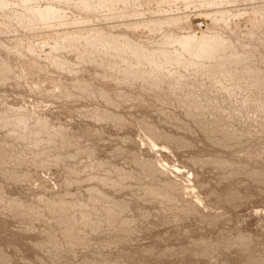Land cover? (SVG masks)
<instances>
[{"label": "rangeland", "instance_id": "rangeland-1", "mask_svg": "<svg viewBox=\"0 0 264 264\" xmlns=\"http://www.w3.org/2000/svg\"><path fill=\"white\" fill-rule=\"evenodd\" d=\"M167 1L164 5L168 10L167 15L180 18L182 24L178 22V27L165 28L166 32L172 29L177 35L187 34L185 32H202L205 35L215 33L228 42L231 40V49L228 51L240 56L243 62L246 61L242 65H234L235 68L231 66L232 74L242 72L237 74L233 82L222 79L221 87L196 69L198 66L192 68L195 71L187 67L186 71L190 72L186 73L183 66L178 65L176 68L172 65L173 68L167 64V70L171 74L177 73L179 79H184H180L182 84H185V87L180 84V90L171 93L170 85H165L166 88L161 91L157 90V87L150 84L151 80L147 82L146 77H140L143 75L136 81L123 82L121 75L112 70L119 68L113 65L104 68V72L94 64H80L68 58L65 68L54 67L55 60L50 61L48 58L52 59L57 54L55 52H58L56 56L60 58L64 55H61V50L54 52L48 46L51 41L58 39L47 37L45 33L48 32L43 34L42 27L32 18L30 11H26L25 3L20 0H0L5 5L0 10V264H264V89H261L263 92L253 89L254 86L247 82L249 78L243 70V67L249 66L251 69L253 66L252 69L258 68L256 70L260 71L259 76L264 75V25L261 32L251 35L253 37L248 36L251 25L249 17H253L251 14H254V18L258 14V17L264 19V0H217V6H213L214 12H204L209 14L204 20H199L200 11L193 5L186 6L183 0ZM51 2L30 0L28 8H39L47 4L55 8L57 5H50ZM148 7L150 9V5L145 6L147 11ZM56 8L62 10L69 20L78 18V10L66 7L63 10L59 6ZM235 16H239L238 20ZM230 17H233V21ZM246 18H249V24H245ZM243 26L246 30L242 29ZM55 29L59 30L58 27ZM130 31L124 30V33L145 50L154 51L161 47L164 33L161 36L146 31L141 33L140 28L136 32ZM19 41L22 43L20 46L28 43L41 45L34 49L36 51L32 55L37 61L29 56L32 62H28L30 59L25 57L26 53L22 55L25 49L14 50ZM173 47L170 49L173 50ZM47 49L52 54L44 58L42 53H46ZM116 64L123 67L122 63ZM242 74L241 80L239 76L241 78ZM231 85L239 88L233 89L235 94L224 91L225 87L232 88ZM188 87L196 92L190 91ZM227 92L232 94L231 97L229 94L230 99ZM209 105L212 106L209 108ZM19 121L23 123L19 124ZM212 136H215L214 139ZM225 143L230 144L229 149L223 148L225 145L227 147ZM210 158L227 161L231 167L224 170L222 167H214V164L207 163ZM156 169L158 177L154 173ZM160 169L167 172L166 178ZM149 172L153 173L150 175ZM105 176L118 181L120 177L123 184L131 187V191L124 193L128 194V198L131 197L129 199L123 193L116 194L109 190L114 201L111 200L116 202L119 199L123 208L115 206L111 200L108 202L104 199L96 203L89 200L91 198L87 192L95 184L101 185L99 179ZM27 177L29 179L25 181ZM95 178V181L92 180ZM165 182L171 186L177 185L173 190L169 186L166 188L165 184L163 187L168 191L164 193L161 186ZM66 185H69L71 194H76L74 197L68 193ZM155 186H158L157 189ZM179 188L185 190V193ZM149 189L150 192L146 194L145 191ZM155 189L159 191L154 192ZM139 192L140 196L137 195ZM161 194L162 198H158L157 195ZM63 196L67 201L72 200V203L70 200L68 203ZM75 197L80 205L74 204ZM53 199L56 202L63 201V204L65 200L64 205L61 202L59 204H73L75 208L72 210L70 207L64 211L65 214L62 211L58 215L59 211L55 208L61 204L57 205ZM50 204L55 206L51 208L53 213H57L55 218H52L55 214H52ZM93 205L95 209H92ZM76 206L85 207L86 215L91 211L88 214L90 217L85 216L82 207L80 211L84 216H81ZM68 211L77 213L78 218L75 214V217L70 218L72 213ZM79 217L88 221L82 223L83 219ZM106 217L110 218L108 220L111 223ZM67 220H71V223ZM76 222L78 227L72 224ZM69 226L75 227V230L70 227L69 233ZM78 228L84 229V232ZM73 233L78 235L76 237L80 238L81 245L77 239L76 244L73 242ZM64 237L65 240L71 237V240L67 242ZM202 241L205 245H201Z\"/></svg>", "mask_w": 264, "mask_h": 264}, {"label": "bare ground", "instance_id": "bare-ground-1", "mask_svg": "<svg viewBox=\"0 0 264 264\" xmlns=\"http://www.w3.org/2000/svg\"><path fill=\"white\" fill-rule=\"evenodd\" d=\"M21 2H23V3H25L26 5H27V9H26V11H30L29 13L31 14V16H33L32 18H34L38 23H39V25L38 26H40V27H42V30H44V31H42L43 32V34H44V32H48V33H45V34H47L46 36L47 37H50V36H53V37H56V39H58L57 41H51L50 43L51 44H49V46H48V48L50 47L51 49H53L54 50V52L55 51H58V50H61L60 51V53H61V55L63 54L64 56H63V58H60V56H56L57 54H58V52H55V53H57L56 55H54V56H52L53 58L52 59H49L48 58V56H49V54L51 55L52 54V52L51 51H49V49H47L48 51L45 53V52H43L42 54H43V56H44V58L45 57H47L48 58V60H55L54 61V67H57V68H60V67H64L65 66V64L67 63V59L69 58H72V60L74 61L75 60V62L77 61V62H80V64L82 63V64H89V65H91L92 66V64H94L95 66H97V67H101L100 69L102 70H104V72H105V69L106 68H108V67H110L111 65H113V66H116V68H119L118 70H115V69H112L113 71H116V74H119V75H121L120 77H121V80L123 81V82H126V83H129V82H131V81H136V80H138V78H139V76L140 75H143V76H140V77H146V79H147V82H148V80H149V82H150V80H151V83L150 84H153L154 86H155V88L157 87V90H160L161 91V89L162 88H166L165 87V85H170V86H168L170 89H171V93H175L176 91H178V90H180L179 88V85L180 86H182V85H184V87H185V84H182V81L179 79V76L177 75V73H173V74H171V72H169L168 70H169V68H167L166 67V65L167 64H170L171 66L173 65V66H183V67H185V70L184 71H186L187 70V67H190V69L191 70H194V69H192V68H195L194 66H198V67H196V69H199L200 71H202V72H204L205 74V76L207 77V79L209 78V80L211 79H213V80H215L217 83H218V85L220 86L221 84H222V81L223 80H231V81H229V82H233L234 81V79L236 78V77H238L237 76V74L238 73H240L239 71L236 73V74H232V71L230 70L231 69V66H236V64H243L244 62H246V61H244L243 62V60L241 59V57L240 56H238V55H234L233 53H230L228 50H230L231 49V44H230V42H231V40L228 42V41H226L225 40V38H220V37H218V35H215V33L213 34V35H208L207 33H206V35L205 34H203L202 32H194V33H192V34H189L188 32H185L186 30H184V32L185 33H187V34H185V35H182V34H178L177 35V33H174L173 31H172V29H170L171 31L170 32H166V30H165V28H175V26L176 27H178L177 25H178V22H180V18H177V19H175V18H172V17H170L169 15H167V12H168V10H166V8H164V7H166V6H164L165 4H167L168 3V1L167 0H74V1H72V0H52V2L50 3V5H52V4H54L56 7H58L59 6V8H61V7H63V10H64V8L66 7V8H73L74 10H78V12H79V15H78V18H76V19H71V20H69L67 17H65V14L63 13V11L62 10H57V8L55 7H52V6H49V4H47V5H43L42 7H39V8H37V7H34V6H31V7H33L32 9H30L31 7H29L28 8V6H29V2H30V0H20ZM32 1V0H31ZM50 1V0H49ZM182 1V0H181ZM46 2H48V1H46ZM45 2V3H46ZM176 2V1H175ZM183 2H184V4L186 5V6H191V5H193V7L194 8H196L198 11H200V12H198V18H199V20H204L203 18H206L208 15H206V14H204V12L206 13V12H208L209 13V11H211V12H214L213 11V9H214V7H215V5L217 6V4H216V2H217V0H183ZM182 2V3H183ZM34 4V3H33ZM148 5H150V9H149V7L147 8L148 9V11L145 9V6L147 7ZM4 6L5 5H3V4H1L0 3V10H3V8H4ZM151 6H152V8H151ZM169 6V5H168ZM214 6V7H213ZM213 7V8H212ZM65 8V9H66ZM171 8V7H170ZM195 9V10H196ZM216 10V9H215ZM62 11V12H61ZM71 11V10H70ZM66 12V11H65ZM197 12V11H196ZM24 13V12H23ZM70 13V12H69ZM68 13V14H69ZM74 13V12H73ZM217 13V12H216ZM150 15H152V17L150 16ZM246 15V14H245ZM251 15H253V17L251 16V17H249V18H251V19H249L250 20V22L249 23H251V25L248 23V19L246 20L247 22H245V24H249V26H250V30H249V33L246 31V33H248V36L250 35H253V34H258L259 32H261V30L263 29V25H264V19H262L261 17H258V14H257V18H254V14H251ZM21 16V15H20ZM19 17V16H18ZM22 17V16H21ZM235 17H237V16H235ZM234 17V18H235ZM239 17V16H238ZM238 17H237V20H238ZM127 18H129V20L127 19ZM220 18V17H219ZM232 18L233 17H230V20H232ZM241 18V17H240ZM2 19V18H1ZM21 20H24L23 18H20ZM179 19V20H178ZM182 20H183V18H181ZM207 19V18H206ZM222 19V18H221ZM236 19V18H235ZM17 20V19H16ZM26 20V22H28V20L27 19H25ZM24 20V21H25ZM34 20V21H35ZM252 20V21H251ZM12 21V20H11ZM35 21V22H36ZM228 21H229V19H228ZM233 21V20H232ZM245 21V20H244ZM2 22V21H1ZM30 23L32 22V21H29ZM19 23L21 24V22L19 21ZM181 23V22H180ZM233 23V22H232ZM18 25L19 27L21 26V25ZM33 24V23H32ZM31 24V26H33ZM35 24V23H34ZM182 24V23H181ZM203 24H204V22H203ZM8 25V24H7ZM235 25H237V28H238V23L236 22L235 23ZM5 26V25H4ZM30 26V25H29ZM30 26V27H31ZM35 26V25H34ZM36 26H37V23H36ZM203 26H205V25H203ZM245 26V25H244ZM244 26H243V28L242 29H245L246 30V28H244ZM24 27V26H23ZM55 27H58L59 28V30L57 31L56 29H55ZM180 27V26H179ZM207 27V26H206ZM32 28V27H31ZM35 28V27H34ZM33 28V29H34ZM136 28V29H135ZM141 29V33L143 32H152L153 34H158L159 36H161V34H163L164 33V36H163V39H162V44H161V47L159 48L158 47V49H155L154 51H147V50H145L142 46H140V44L138 45V43H137V41L136 40H132L131 39V37H129L126 33H124V30L126 31V30H131V31H134V32H136L135 30H137V29ZM185 28V27H184ZM228 27H226L225 29H227ZM233 28V27H232ZM237 28H235V29H237ZM14 29V28H13ZM25 29V28H24ZM23 29V30H24ZM36 29V28H35ZM135 29V30H134ZM179 29V28H178ZM191 29V28H190ZM189 29V30H190ZM210 29H211V27H210ZM213 29V28H212ZM214 29H215V27H214ZM214 29H213V31H214ZM15 30V29H14ZM37 30V29H36ZM35 30V31H36ZM122 30H123V32H122ZM168 30V29H167ZM175 30V29H174ZM188 30V31H189ZM208 30V29H207ZM206 30V31H207ZM234 30V29H233ZM232 30V31H233ZM240 29H238V31H239ZM24 31H26V29L24 30ZM28 31H30V28L28 29ZM130 31V32H131ZM176 31V30H175ZM178 31H180V30H178ZM195 31V30H194ZM212 31V30H211ZM32 32V31H31ZM128 32V31H127ZM145 32V33H146ZM193 32V31H192ZM210 32V31H209ZM227 32H229V30H227ZM231 32V31H230ZM183 33V32H182ZM213 33V32H212ZM234 33H235V30H234ZM264 33V32H263ZM31 34V33H30ZM44 34V35H45ZM210 34V33H209ZM230 34V33H229ZM232 34V33H231ZM34 35V34H33ZM42 35V34H41ZM129 35L131 36V34L129 33ZM238 35V34H237ZM243 35V34H242ZM245 35V34H244ZM133 36V35H132ZM140 36H141V34H140ZM153 36V35H152ZM231 36V35H230ZM234 36V35H233ZM240 36H241V34H240ZM247 36V35H246ZM245 36V37H246ZM254 36V35H253ZM253 36H251V37H253ZM225 37V36H224ZM134 38V37H133ZM146 38V37H145ZM230 38V37H229ZM228 38V39H229ZM236 38V37H235ZM240 38V37H239ZM249 38V37H248ZM11 39V38H10ZM136 39H137V37H136ZM143 39V38H142ZM227 39V40H228ZM139 40V39H138ZM148 40V39H147ZM31 41V40H30ZM29 41V42H30ZM6 42V41H5ZM15 42V41H14ZM17 42V41H16ZM34 42H36V40L34 41ZM39 42V41H38ZM137 44H136V43ZM18 43V42H17ZM6 44V43H5ZM20 44H22V43H20V41H19V45L18 44H16L14 47V50L15 51H21V50H26V52H25V50H24V52L22 53V55H24L25 53V57L26 56H30L31 58H32V60H33V53L36 51V50H34V49H38V47H40L41 45L40 44H37V43H35L36 45H34V44H31V45H34V46H31V45H29V43L28 44H24L23 46L21 45L20 46ZM13 45H14V43H13ZM238 45H239V43H238ZM245 45V44H244ZM165 46V47H164ZM174 46V47H173ZM179 46V47H178ZM233 46V45H232ZM172 47H173V50H171L172 49ZM177 47V48H176ZM241 47V46H240ZM7 48H10V47H7ZM43 48V47H42ZM41 48V49H42ZM171 48V49H170ZM242 48H243V46H242ZM11 50V49H10ZM13 50V49H12ZM46 50V49H45ZM171 51H173V52H171ZM45 53V54H44ZM60 53H59V55H60ZM8 54V53H7ZM42 54H41V56H42ZM35 56V55H34ZM30 57H29V59H30ZM38 57V56H37ZM50 57V56H49ZM43 58V57H42ZM43 58V59H44ZM43 59H41V60H43ZM56 59H58L59 61L57 62V60ZM34 60H36L37 61V58L35 59L34 58ZM47 60V59H46ZM26 61H27V59H26ZM31 61V59L28 61V62H30ZM38 61H39V59H38ZM82 61V62H81ZM207 61V62H206ZM32 62V61H31ZM35 62V61H34ZM72 62V61H71ZM119 62V64L121 65V63L123 64L122 66V68H120V67H118L117 66V64L116 63H118ZM252 62V61H251ZM255 62V61H254ZM32 64V63H31ZM34 64V63H33ZM36 64V63H35ZM39 64H41V63H39ZM68 64V63H67ZM118 64V65H119ZM253 65L254 63H250V65ZM53 65V64H52ZM70 66V65H69ZM69 66H68V68H69ZM113 66H111V67H113ZM171 66H170V68H171ZM172 66V67H173ZM235 66H234V68H235ZM240 66V65H239ZM248 66V65H247ZM23 67V66H22ZM48 67V66H47ZM243 67V66H242ZM251 67V66H250ZM254 67H255V65H254ZM21 68V67H20ZM26 68V67H25ZM65 68V67H64ZM105 68V69H104ZM174 68V67H173ZM177 68V67H176ZM175 68V69H176ZM182 68V67H181ZM180 67H179V69L180 70H183V68L181 69ZM252 68H253V66H252ZM250 69L249 68V66L248 67H243V70L246 72V73H244V74H246L247 76H248V83H250V85H251V83H252V85L254 86V88L253 89H255V88H257V89H259V90H261V89H264V75L263 76H259V70H256V69H258V68H254V69ZM12 69V68H11ZM22 69V68H21ZM145 69V71H143V70ZM168 69V70H167ZM172 69V68H171ZM240 69H241V67H240ZM38 70V69H37ZM32 71V70H31ZM39 71V70H38ZM38 71H34V72H36V73H38L39 75H40V73L38 72ZM172 71V70H171ZM173 71H174V69H173ZM172 71V72H173ZM178 71V70H177ZM195 71V70H194ZM194 71H193V74H194ZM237 71V70H236ZM187 72H190V70H188V71H186V73ZM30 73V72H29ZM33 73V72H32ZM182 73V72H181ZM242 73V72H241ZM240 73V74H241ZM262 73V72H261ZM261 73H260V75H261ZM23 74V73H22ZM35 74V73H34ZM33 74V75H34ZM192 74V73H191ZM192 74V75H193ZM198 74V73H197ZM200 74V73H199ZM263 74V73H262ZM21 75V74H20ZM28 75V74H27ZM194 75H196V74H194ZM24 76V75H23ZM38 76V75H37ZM36 76V77H37ZM199 76V75H198ZM203 76V75H202ZM17 77V76H16ZM20 77V76H19ZM31 77V76H30ZM30 77H28L29 79H30ZM184 77V76H183ZM194 77H197V76H194ZM242 77H243V74H242V76H241V78H240V76H239V79H241L242 80ZM11 78V77H10ZM35 78V77H34ZM25 79H27V78H25ZM146 79H145V81H146ZM183 79V78H182ZM185 79H188V77L187 78H185ZM192 79H193V77H192ZM223 79V80H222ZM239 79H237V81H239ZM18 80V79H17ZM184 80V79H183ZM199 81H200V79H198ZM203 81H204V78L202 79ZM244 80V79H243ZM249 80H250V82H249ZM194 81V80H193ZM215 81H213L214 82V84H215ZM28 82H29V80H28ZM168 82V83H167ZM169 82H170V84H169ZM186 82V81H185ZM195 83H196V80L194 81ZM193 82V83H194ZM239 82H241V81H239ZM245 82L246 81H244V84H245ZM5 83V82H4ZM12 83V82H11ZM31 83V82H30ZM167 83V84H166ZM188 83V82H187ZM187 83H186V85H187ZM199 83V82H198ZM198 83H197V85H198ZM201 83H202V81H201ZM208 83H209V81H208ZM212 83V82H211ZM150 84H149V86H150ZM189 84H191V83H189ZM210 84V83H209ZM228 84V83H227ZM233 84V83H232ZM244 84H243V86H244ZM14 85V84H13ZM16 85V84H15ZM14 85V86H15ZM224 85V84H223ZM236 85V84H235ZM232 86L231 85V87L232 88H227V87H225L224 89V91H234L235 92V90H233V89H236V88H238V87H236V86ZM239 85H241L240 83H239ZM246 85V84H245ZM249 85V86H250ZM17 86V85H16ZM154 86H153V88H154ZM188 86V85H187ZM213 86H215V85H213ZM229 86V85H228ZM249 86H248V88H249ZM168 87H167V89L166 90H168ZM193 87H194V85H193ZM206 87V86H205ZM204 87V88H205ZM221 87H222V85H221ZM220 87V88H221ZM236 87V88H235ZM241 87V86H240ZM52 88V87H51ZM151 88V87H150ZM189 88V87H188ZM209 88V87H208ZM212 88H215V87H212ZM219 88V89H220ZM242 88V87H241ZM240 88V89H241ZM27 89V88H26ZM49 88H47V90H48ZM62 89V88H61ZM182 89V88H181ZM184 89V88H183ZM189 89H191L190 91H192V88H189ZM199 90H201L200 88H198ZM216 89V88H215ZM239 89V88H238ZM51 90V89H50ZM186 90H188V89H186ZM208 90V89H207ZM213 90V89H212ZM237 90V89H236ZM243 90V89H242ZM256 90V89H255ZM52 91V90H51ZM54 91V90H53ZM114 91H116V90H114ZM189 91V90H188ZM193 91H195V90H193ZM192 91V92H193ZM203 91V90H202ZM221 91V90H220ZM223 91V90H222ZM221 91V92H222ZM246 91H247V89H246ZM258 91V90H257ZM47 92V91H46ZM165 92V91H164ZM170 92V91H169ZM183 92V91H182ZM196 92V91H195ZM198 92V91H197ZM209 92H210V90H209ZM227 92V93H228ZM234 92H232V94L234 93ZM261 92H263L262 90H261ZM43 93V92H42ZM47 93H49V90H48V92ZM53 93V92H52ZM55 93V92H54ZM162 93V92H161ZM188 93V92H187ZM203 93V92H202ZM201 93V94H202ZM205 93H206V91H205ZM220 93V92H219ZM226 93V92H225ZM260 93V92H259ZM33 94V93H32ZM147 94V93H146ZM189 94V93H188ZM198 94V93H197ZM196 94V95H197ZM229 94H231V93H228V98H229ZM232 94L230 95V97L232 96ZM235 94V93H234ZM261 94V93H260ZM8 95V94H7ZM44 95V94H43ZM57 95V94H56ZM55 95V96H56ZM171 95V94H170ZM178 95V94H177ZM195 95V96H196ZM226 95V94H225ZM53 96V95H52ZM64 96V95H63ZM188 96H190V95H188ZM187 96V97H188ZM191 96H193V94L191 95ZM204 96V95H203ZM8 97V96H7ZM54 97V96H53ZM233 97H236V96H233ZM199 98H201V97H199ZM246 98V97H245ZM1 99V98H0ZM196 99H197V97H196ZM230 99V98H229ZM8 100V99H7ZM198 101V100H197ZM200 101H201V99H200ZM242 102V101H241ZM15 103V102H14ZM9 104V103H8ZM211 104V103H210ZM240 104V103H239ZM243 105V104H242ZM247 105V104H246ZM212 105H209V108L211 107ZM240 106V105H239ZM244 106V105H243ZM249 106V105H248ZM246 107V106H245ZM60 108V107H59ZM239 108V107H238ZM241 109L243 108L242 106L240 107ZM37 109V108H36ZM204 109V108H203ZM207 109V108H206ZM244 109V108H243ZM261 109V108H260ZM214 109L212 108V111H213ZM32 111V110H31ZM215 111V110H214ZM213 111V112H214ZM238 111V110H237ZM211 112V111H210ZM235 112V111H234ZM241 113V112H240ZM239 113V114H240ZM244 113V112H243ZM237 114V113H236ZM235 114V115H236ZM238 114V115H239ZM59 115V114H58ZM243 115V114H242ZM240 117V116H239ZM217 118H219V117H217ZM236 118V117H235ZM239 119H241V118H239ZM22 120V119H21ZM162 121V120H161ZM213 121H214V119H213ZM223 120H221V122H222ZM230 121H232V120H230ZM31 122V121H30ZM199 122V121H198ZM221 122H220V124H221ZM21 123H23V122H21V121H19V124H21ZM39 123V122H38ZM202 123V122H201ZM200 123V124H201ZM228 123V122H227ZM227 123H225V124H227ZM44 124V123H43ZM219 124V123H218ZM222 125L223 124H221V128H223L222 127ZM180 126V125H179ZM227 126V125H226ZM21 127V126H20ZM25 128V127H24ZM28 128V127H27ZM44 128V127H43ZM199 128V127H198ZM228 128V127H227ZM229 128H230V125H229ZM229 128H228V130H229ZM45 129V128H44ZM200 129V128H199ZM21 130V129H20ZM140 130V129H139ZM223 130H225V128L223 129ZM227 130V129H226ZM227 130V131H228ZM223 132V131H222ZM225 132V131H224ZM221 133V132H220ZM226 133H228V132H226ZM24 134V133H23ZM32 134V133H31ZM20 135V134H19ZM26 135V134H25ZM180 135V134H179ZM187 136V135H186ZM24 137V136H23ZM213 137V139H214V137L215 136H212ZM39 138V137H38ZM183 138V137H182ZM205 138V137H204ZM209 138V137H208ZM211 138V137H210ZM166 139V138H165ZM185 139V138H184ZM207 139V138H206ZM215 139H217L218 140V138H215ZM221 139V138H220ZM20 140V139H19ZM187 140V139H186ZM208 140V139H207ZM210 140V139H209ZM219 141V140H218ZM224 141V140H223ZM223 141H221L222 143H223ZM217 142V141H216ZM215 142V143H216ZM225 142V141H224ZM211 143H212V141H211ZM220 143V142H219ZM151 144V143H150ZM225 144H227V143H225ZM215 145H217V144H215ZM228 145H230V144H227V147H226V145L225 146H223V148L225 147V148H228ZM219 146H221V145H219ZM153 147V146H152ZM156 147V146H155ZM232 147V146H231ZM229 148H230V146H229ZM228 148V149H229ZM234 148V147H233ZM163 150V149H162ZM165 150V149H164ZM167 150V149H166ZM165 150V151H166ZM168 152V151H167ZM220 156V155H219ZM195 158H197V157H195ZM211 160H207V163L209 164V163H211L212 165L214 164L215 166L214 167H222V169L224 170V169H226V168H228V166H230L231 167V164L229 165L228 164V162L226 161V162H221L220 160H212V158H210ZM34 162V161H33ZM135 162V161H134ZM192 162V161H191ZM190 162V164H192ZM203 162V161H202ZM206 162V161H205ZM144 164V163H143ZM149 164V163H148ZM152 164V163H151ZM195 164V163H194ZM150 165V164H149ZM152 165H154V163L152 164ZM152 165H150V166H152ZM1 166V165H0ZM148 166V165H147ZM149 167V166H148ZM154 167V166H153ZM151 168L152 167H150V169L149 170H151ZM153 169H155V167L153 168ZM158 169V168H157ZM157 169L154 171V173L156 174V171H157ZM172 169V168H171ZM175 169H176V167H175ZM174 169V170H175ZM148 170V169H147ZM161 170V169H160ZM228 170V169H227ZM231 170V169H230ZM221 171V170H220ZM245 171V170H244ZM159 172V171H158ZM161 173H162V176H164L165 175V173H166V175H167V172H165V170L164 171H160ZM159 172V173H160ZM229 172V171H228ZM150 173V172H149ZM149 173H147V174H149ZM153 173V172H152ZM152 173H150V175L152 174ZM158 173V174H159ZM169 173V172H168ZM230 173V172H229ZM170 174V173H169ZM177 174H179V172L177 173ZM116 175V174H115ZM157 175V174H156ZM160 175V174H159ZM166 175H165V178H166ZM161 176V175H160ZM161 176V177H162ZM188 176V175H187ZM110 177V176H109ZM117 177H119V176H117ZM124 177V176H123ZM157 177H158V175H157ZM170 177V176H169ZM176 177V176H175ZM5 178H6V176H5ZM38 178V177H37ZM153 178V177H152ZM155 178V177H154ZM163 178V177H162ZM171 178V177H170ZM183 178V177H182ZM6 179H8V178H6ZM10 179V178H9ZM26 179V178H25ZM29 178L27 177V179L25 180V181H27ZM42 179V178H41ZM97 178H95V179H92V180H96ZM164 179V178H163ZM12 180H13V178H12ZM100 184L102 185H98V184H95L93 187H91V189H89L90 191L89 192H87V194L89 193V196H90V198L91 199H89L90 201H92V203H96V202H101V201H105V200H109L108 202H110V200L112 199V197H110L111 196V191H109V190H112L113 192H115L116 194L118 193H125V192H127L128 193V191H131L129 188H131L130 186L128 187V186H126L125 185V183L123 184L121 181H120V177H119V181L118 180H111L110 178L108 179V177L106 178V176L105 177H101L100 179ZM121 180H123V179H121ZM155 180V179H154ZM174 180H176V178L174 179ZM7 181V180H6ZM41 181V180H40ZM124 181V180H123ZM161 181V180H160ZM169 181V180H168ZM38 182V181H37ZM170 182V181H169ZM9 183V182H8ZM12 183V182H11ZM10 183V184H11ZM14 183H15V181H14ZM141 183V182H140ZM151 183H154V182H151ZM159 183V182H158ZM171 183V182H170ZM174 183H176V182H174ZM161 184V183H160ZM163 184V183H162ZM166 184V182L161 186V187H163L164 185ZM173 184V183H172ZM182 184V183H181ZM149 185V184H148ZM167 185V187L166 188H168V186H169V188H173V190H174V188H175V186L177 185V183H176V185H174V186H171V184H166ZM165 185V186H166ZM67 187V189H68V191H69V189H70V187H69V185H66ZM69 187V188H68ZM134 187V186H133ZM133 187H132V189H133ZM149 187V186H148ZM156 187V189H157V187L158 186H155ZM104 188V189H103ZM112 188V189H111ZM137 188H139V187H137ZM181 188V187H180ZM179 188V189H180ZM183 188V187H182ZM86 189V188H85ZM83 190V191H86V190ZM127 189H129V190H127ZM136 189V188H135ZM144 189V188H143ZM154 189V188H153ZM154 190V192L155 191H159V190ZM162 189H164V187L162 188ZM183 189H185V186H184V188ZM71 190V189H70ZM79 190V189H78ZM78 190H75V191H78ZM141 190V187H140V189H139V191ZM145 190V189H144ZM165 190L166 191H168V189H164V193H165ZM180 190H182V189H180ZM188 190H189V187H188ZM187 189H186V192L188 191ZM67 191V190H66ZM117 191V192H116ZM135 191V190H134ZM134 191H132L133 193H134ZM152 191V190H151ZM162 191V190H161ZM110 192V193H109ZM131 192V193H132ZM146 192V194L148 193V192H150V189L149 190H147V191H145ZM144 191L142 192V194H144L145 193ZM154 192H152V194L154 193ZM180 192V191H179ZM178 192V193H179ZM182 192H184L185 193V190H182ZM68 193H70L71 194V191H69ZM68 193H66L67 195H68ZM130 193V192H129ZM141 192H139L137 195H139ZM159 192H157V194H158ZM168 193V192H167ZM170 193H172V191L170 192ZM169 193V194H170ZM177 193V194H178ZM69 194V195H70ZM151 193H150V196L152 195ZM168 194V195H169ZM183 193H181V195H182ZM190 194V193H189ZM192 194V193H191ZM58 195H60V194H58ZM72 195V197H74V195H76V194H71ZM127 195V196H126ZM130 195V194H129ZM141 195V194H140ZM139 195V196H140ZM185 195H187V193L185 194ZM61 196V195H60ZM124 196L125 197H127L128 198V194H124ZM131 196H132V194H131ZM134 197H135V195H133ZM169 196H171V195H169ZM178 196V195H177ZM188 196V195H187ZM187 196H183V198L184 197H187ZM65 197H67L66 195H65ZM72 197H69V198H72ZM87 197V196H86ZM120 197V196H119ZM124 197V198H125ZM143 197V196H142ZM145 197V196H144ZM147 197V196H146ZM157 197L158 198H162V194H161V196L159 195H157ZM165 197V196H164ZM181 197V196H180ZM192 197V196H191ZM42 198V197H41ZM60 198H62V196L60 197ZM59 198V199H60ZM68 198V197H67ZM122 198H123V196H122ZM129 198H131L130 196H129ZM128 198V199H129ZM169 198V197H168ZM171 198V197H170ZM170 198H169V200H170ZM39 199V198H38ZM55 199H57V197L55 198ZM63 199H65L64 198V196H63ZM103 199V200H102ZM105 199V200H104ZM127 199V200H128ZM138 199V198H137ZM153 199V198H152ZM165 199V198H164ZM182 199V198H181ZM190 199V198H189ZM58 200V199H57ZM56 200V201H57ZM61 200V199H60ZM66 200V199H65ZM64 200V202L66 203V201ZM70 200V199H69ZM68 200V201H69ZM75 200V202L76 203H74L75 205L76 204H78V205H80L79 203H77V198L75 197L74 199H73V201ZM86 200H88V199H86ZM113 201H114V199H112ZM111 200V203L112 204H114L115 206L117 205V206H121L122 207V205H123V203H121V202H119L118 200L119 199H117V201L116 202H113ZM133 200V199H132ZM135 200V199H134ZM133 200V201H134ZM139 200V199H138ZM155 200H157V199H155ZM172 200V199H171ZM170 200V201H171ZM53 202H56V201H54V199L52 200ZM67 201V202H68ZM157 201H159V200H157ZM167 201H168V199H167ZM173 201H174V199H173ZM192 201V200H191ZM41 202V201H40ZM53 202H51L52 203V205L54 204L55 205V203H53ZM59 202H61V201H59ZM59 202H56V204L58 205L59 204ZM63 202V201H62ZM61 202V203H62ZM70 203H72V200H70L69 201ZM68 202V203H69ZM87 202V201H86ZM89 202V201H88ZM107 202V201H106ZM150 202V201H149ZM194 202H195V200H194ZM198 202V201H197ZM43 203V202H42ZM60 203V204H61ZM64 203V204H65ZM67 203V204H68ZM92 203L91 202H89V204H91L92 205ZM104 203V202H103ZM128 203V202H127ZM161 203V202H160ZM173 203V202H172ZM176 203V202H175ZM179 203V202H178ZM186 203V202H185ZM190 203V202H189ZM196 203V202H195ZM59 204V205H60ZM63 204V203H62ZM61 204V206H56V210H57V212L59 211V214L58 215H60L61 213L60 212H62V214L64 213V211H67V210H69L68 208H70L71 207V209L73 210V207H72V205L73 204H69V206L67 205V206H63ZM89 204H87V206H89ZM193 204V203H192ZM196 204H198V203H196ZM196 204H194V205H196ZM51 205V204H50ZM50 206L49 208H50V210H51V208L52 209H54L53 207H55V206ZM83 205H86V204H84L83 203ZM105 205V204H104ZM103 205V206H104ZM111 205V204H110ZM164 205V204H163ZM185 205H187V204H185ZM106 206V205H105ZM108 206V205H107ZM114 206V207H115ZM167 206V205H166ZM166 206H165V208H166ZM44 207H45V205H44ZM78 206H76V208H77ZM82 207V209H83V212H85V210H84V208H83V206H81ZM81 207L78 209L79 211L81 210ZM91 207V206H90ZM89 207V208H90ZM95 206L93 205V208L92 209H95L94 208ZM121 207H119V208H121ZM123 207H124V205H123ZM122 207V208H123ZM185 207V206H184ZM75 208V207H74ZM88 208V207H87ZM87 208H86V210H87ZM88 208V209H89ZM112 208H113V205H112ZM119 208H117L118 209V211H120L119 210ZM127 208V207H126ZM186 208V207H185ZM189 208V207H188ZM192 208V207H191ZM45 209V208H44ZM100 209H101V207H100ZM108 209V208H107ZM167 209V208H166ZM184 209V208H183ZM74 210H76V209H74ZM90 210V209H89ZM88 210V211H89ZM103 210V209H102ZM112 210V209H111ZM110 210V211H111ZM52 211V210H51ZM114 211H117V210H114ZM126 211V210H125ZM189 211V210H188ZM33 212V211H32ZM54 212V210L52 211V214H55V215H52V218H55V217H57V213H53ZM56 212V211H55ZM73 212V211H72ZM71 211L69 212L68 211V213H72ZM83 212H82V214H83ZM113 212V211H112ZM68 213H66V215L68 214ZM91 213V211L89 212V213H87V215H86V212L84 213L85 214V216H89L88 214H90ZM117 213V212H116ZM124 213V212H123ZM65 214V213H64ZM73 214H75V212L74 213H72V215H70L71 217L70 218H72V216H74ZM77 214V213H76ZM75 214V216H76V218H78L77 217V215ZM109 214V213H108ZM112 214H114V212L112 213ZM119 214V213H118ZM116 215V216H119V215ZM21 215V214H20ZM50 215V214H49ZM80 215H81V211H80ZM107 215V214H106ZM115 215V214H114ZM121 215H122V213H121ZM55 216V217H54ZM74 216V217H75ZM81 216H84V215H81ZM92 216V215H91ZM98 216V215H97ZM96 215H95V217H97ZM104 216H105V214H104ZM108 216V215H107ZM110 216V215H109ZM50 217V216H49ZM61 217V216H60ZM62 217H67V216H65V215H62ZM62 217H61V219H62ZM90 217V216H89ZM94 217V218H95ZM75 218V219H76ZM80 218V217H79ZM99 218V217H98ZM113 218V215H111V219ZM74 219V218H73ZM72 219V220H73ZM80 219H83V221H82V223H84V217H82V218H80ZM80 219H79V222H80ZM85 219H86V217H85ZM90 219V218H89ZM103 219V218H102ZM106 219L108 220V219H110V218H107L106 217ZM57 220V219H56ZM60 220V219H59ZM98 220V219H97ZM105 220V219H104ZM103 220V221H104ZM107 220H106V222H107ZM115 220V219H114ZM64 221V220H63ZM69 223H71L69 220H67ZM66 221V222H67ZM76 221H78L77 219H76ZM86 221H88V219L86 220ZM86 221H85V223H86ZM95 221H96V219H95ZM95 221L93 222V223H95ZM109 222H110V220H108ZM112 221V220H111ZM65 222V221H64ZM63 222V223H64ZM67 222V223H68ZM73 222H75V221H73ZM89 222H90V220H89ZM81 223V224H82ZM111 223V222H110ZM114 223V222H113ZM66 224V223H65ZM72 224H76L77 225V227L79 226L78 225V223L76 222V223H72ZM80 224V225H81ZM91 225H92V223H90ZM98 224H99V222H98ZM104 224H106L105 222H104ZM68 225H71V224H68ZM75 225V226H76ZM100 225V224H99ZM101 225H103V224H101ZM126 225V224H125ZM58 226V225H57ZM93 226V225H92ZM96 226V225H95ZM98 226V225H97ZM109 226V225H108ZM113 226V225H112ZM127 226V225H126ZM126 226H125V228H126ZM129 226V225H128ZM65 228H66V226H64ZM70 227H72L73 228V226H69L68 228L70 229ZM94 227V226H93ZM110 227V226H109ZM108 227V228H109ZM130 227V226H129ZM75 228V227H74ZM73 228V229H74ZM95 228V227H94ZM102 228V227H101ZM100 228V229H101ZM107 228V227H106ZM121 228H122V225H121ZM124 228V230H126ZM79 229V228H78ZM81 229V228H80ZM79 229V230H80ZM103 229V228H102ZM101 229V230H102ZM116 229V228H115ZM58 230H60V229H58ZM68 230V229H67ZM66 230V231H67ZM75 230V229H74ZM73 230V231H74ZM82 230V229H81ZM96 230H97V228H96ZM99 230V229H98ZM97 230V231H98ZM107 230V229H106ZM113 230V229H112ZM65 231V230H64ZM65 231V232H66ZM69 231V233H70V231H71V229L70 230H68ZM87 231V230H86ZM91 231H93L92 229H91ZM59 232V231H58ZM81 232H84V229L81 231ZM120 232V231H119ZM122 232V231H121ZM120 232V233H121ZM126 232V231H125ZM130 232V231H129ZM128 232V233H129ZM60 233H61V231H60ZM80 233V232H79ZM78 233V234H79ZM93 233V232H92ZM124 233V232H123ZM63 234V233H62ZM74 234V236H73V242H75V239H77V237H76V235L77 234H75V233H73ZM95 234V233H94ZM65 235V234H64ZM80 235V234H79ZM88 235V234H87ZM59 236H61V235H59ZM78 236V235H77ZM89 236V235H88ZM204 236V235H203ZM62 237V236H61ZM61 237H59V239H61ZM76 237V238H75ZM81 237V236H80ZM95 237V236H94ZM97 237V236H96ZM116 237V236H115ZM124 237H126V236H124ZM50 238V237H49ZM70 240H71V237H68ZM68 238H66V239H68ZM82 238V237H81ZM123 238V237H122ZM121 238V239H122ZM127 238V237H126ZM51 239V238H50ZM52 239H54V238H52ZM58 239V238H57ZM57 239H56V241H57ZM69 239L68 240H65V237H64V240L65 241H67V242H69ZM83 239V238H82ZM95 239V238H94ZM116 239V238H115ZM125 239V238H124ZM200 239V238H199ZM80 240V238L79 239H77L76 241H79ZM113 240H114V238H113ZM207 240V239H206ZM61 241V240H60ZM65 241H63V242H65ZM82 241V240H81ZM90 241V240H89ZM119 241H120V239H119ZM72 242V243H73ZM93 242V241H92ZM112 242H114V241H112ZM203 242V241H202ZM56 243V242H55ZM61 243V242H60ZM71 243V242H70ZM77 242H75V244H76ZM79 243H81L80 241L78 242V244ZM89 243H91V242H89ZM98 243V242H97ZM119 243V242H118ZM123 243V242H122ZM124 243H126V242H124ZM74 244V243H73ZM78 244H77V247H78ZM111 244V243H110ZM120 244V243H119ZM192 244V243H191ZM54 245V244H53ZM56 245V244H55ZM66 245V244H65ZM79 245H81V244H79ZM90 245V244H89ZM107 245H109V242H108V244ZM116 245V244H115ZM114 245V246H115ZM201 245H205L204 244V242H203V244H201ZM209 245V244H208ZM23 246V245H22ZM28 246V245H27ZM52 246V245H51ZM60 246V245H59ZM97 246V245H96ZM101 246V245H100ZM191 246V245H190ZM71 247V246H70ZM75 247V246H74ZM80 247V246H79ZM121 247V246H120ZM195 247V246H194ZM209 247V246H208ZM72 248V247H71ZM111 248V247H110ZM203 248H204V246H203ZM206 248V247H205ZM70 249V248H69ZM82 249V248H81ZM86 249V248H85ZM88 250V249H87ZM194 250V249H193ZM208 250V249H207ZM82 251V250H81ZM93 252H94V250H93ZM99 252V251H98ZM206 253V252H205ZM97 256V255H96ZM161 256V255H160ZM99 257V256H98ZM110 258V257H109ZM100 260V259H99ZM109 260V259H108ZM5 261V260H4ZM113 261V260H112ZM261 261V260H260ZM259 261V262H260ZM2 262V261H1ZM98 262V261H97ZM114 262V261H113ZM5 263V262H4ZM107 263V262H106ZM109 263V262H108ZM261 264H263L262 262H260ZM100 264V263H99ZM259 264V263H258Z\"/></svg>", "mask_w": 264, "mask_h": 264}]
</instances>
